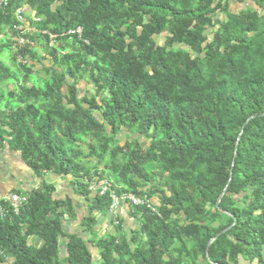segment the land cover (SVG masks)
Instances as JSON below:
<instances>
[{
    "label": "trees",
    "instance_id": "16d2710c",
    "mask_svg": "<svg viewBox=\"0 0 264 264\" xmlns=\"http://www.w3.org/2000/svg\"><path fill=\"white\" fill-rule=\"evenodd\" d=\"M232 1L257 10L233 14ZM23 4L40 19L43 80L35 49L21 51L29 67L12 51ZM2 27L11 38L0 55L11 52L19 73L0 61V146L39 183L0 220V264H264V0H11ZM78 27L80 37L67 35ZM81 79L94 97H77ZM121 135L133 139L119 146ZM86 159L107 160L99 170ZM46 174L68 178L84 204L80 233L67 231L73 202L54 197ZM94 177L155 200L158 216L126 205L138 223L130 239L119 220L97 238L110 197L89 193Z\"/></svg>",
    "mask_w": 264,
    "mask_h": 264
},
{
    "label": "rangeland",
    "instance_id": "374dc122",
    "mask_svg": "<svg viewBox=\"0 0 264 264\" xmlns=\"http://www.w3.org/2000/svg\"><path fill=\"white\" fill-rule=\"evenodd\" d=\"M22 7H26L24 4L22 5ZM246 9H254L257 10V8L255 7V5L252 2H246L245 4H238L234 1H232L230 3V7H229V11L233 14L238 13L241 10H246ZM25 15L26 17H30V13L29 11H25ZM219 19H222V16H219ZM211 30H208L206 32V35L208 36V39L211 38ZM11 38L10 36V32L8 30V28L6 27H2L0 28V41L1 40H9ZM165 40V35H161V36H157L154 38L155 43L158 46H163L164 45V41ZM33 42V49L36 50L37 54L40 55V57H42L44 60L41 61H36L35 63H33V67L32 68V72L34 75H36L38 77L39 80H43L45 79V73H44V69H48L49 68V57L48 55L44 52L43 50V46H44V41L43 39H41L40 37L37 36V33L32 37ZM63 44L58 43L56 41H53L51 43V45L49 47H55V48H59L61 47ZM175 51L177 50H184L186 51V47L183 45H178L175 46L173 48ZM0 61H2L4 64L8 65L12 71L19 73V68L17 67L16 63L13 61L12 59V54L11 52L5 51L0 55ZM79 75H83L82 72L79 73ZM4 88L6 89V91H10L12 88V85L10 84H5ZM83 95H86L87 98H92L94 97V92L92 90L91 85H89L87 82L83 81L82 79L79 81L78 83V93H77V97L81 98L83 97ZM96 116V115H95ZM133 137L129 138L126 135H121L118 139H117V145L119 146H123V144L127 141H132ZM141 141V140H140ZM141 143L143 144L144 142L141 141ZM83 153L86 154V150H84L82 148ZM0 160H1V155H0ZM107 160V159H106ZM106 160L103 162V164H99L98 161L96 160H82V164L84 165L85 168H89V167H97L99 168V170H103L104 169V164L106 163ZM1 163V161H0ZM2 163L0 164V167H3L2 170L7 171V173L3 174L0 172V182L2 183H7V182H12L14 183V187H12L11 191L12 192H16V191H22L20 193H23L22 189H19L17 187V185L21 186L22 188L25 187V189L27 188V190H30L32 188H35L38 186L39 181L37 179H35L34 177L30 178L29 175H31L30 171H26L24 170V167L21 165L20 167L16 166V163H11V161L9 162V165H7V170H6V165L5 166H1ZM45 181L49 184H51L55 191H54V197L56 199H60L63 200L65 197H69L74 205V210H75V218L73 221H70L66 224L67 227V231L71 232V233H80L81 229H80V223L82 221V218L86 215V211L84 208V204L78 199V197H76L70 190V185H69V179L68 178H58L52 174H46L44 177ZM26 193V192H24ZM155 202V200H153ZM152 201V202H153ZM127 212L128 210L125 209H121L120 211L117 212L118 214V220L121 221V235H123L124 237H126V239H130L131 234L130 231L137 229L138 227V223L133 220L128 218L127 216ZM174 219L176 217H173ZM97 225L95 226V231H96V237L100 238V237H105L106 235H112L115 232V229L110 225V220L109 217H103V216H99L97 219ZM28 243L32 246H39L40 242L38 240H29ZM62 248H63V243L61 244ZM91 254H92V258L94 263L98 262V254L97 251L94 249H90Z\"/></svg>",
    "mask_w": 264,
    "mask_h": 264
},
{
    "label": "built area",
    "instance_id": "2783aa9c",
    "mask_svg": "<svg viewBox=\"0 0 264 264\" xmlns=\"http://www.w3.org/2000/svg\"><path fill=\"white\" fill-rule=\"evenodd\" d=\"M11 0H0V12H4ZM13 22L11 25V31L14 33L12 38V51L14 52L15 61L18 65L29 67L30 62L27 56L21 54L24 48H32L33 42L30 40L36 33L38 34L35 26L39 24L40 19L35 16L34 13L28 18L25 15L22 6L16 8L13 13ZM81 28L78 27L74 31H69L67 35H77L80 37ZM41 34H46L48 40L51 43L54 36L48 35L45 32ZM111 186L105 179H99L94 177L89 182H87V190L91 195L103 196L109 194L110 205L107 210V217H109L110 222L114 225H118V210L122 205H131L133 207H144L149 210L152 214L158 216V212L154 207L152 201L146 196H136L132 193H121L116 194L112 191ZM27 197L26 195L17 193H8L0 197V220L4 221L9 215L17 216L21 209L26 205ZM0 256L3 259L6 257L0 252Z\"/></svg>",
    "mask_w": 264,
    "mask_h": 264
},
{
    "label": "crops",
    "instance_id": "0c3cea01",
    "mask_svg": "<svg viewBox=\"0 0 264 264\" xmlns=\"http://www.w3.org/2000/svg\"><path fill=\"white\" fill-rule=\"evenodd\" d=\"M24 9V12L25 11H29L26 7H24L23 8ZM29 13L32 15V13L33 12H30L29 11ZM30 15V16H31ZM0 155H1V163H2V165L3 166H5L6 165V170L8 169L7 168V165H9V162L11 161V163H16V166L17 167H20L21 165L24 167V170H26V171H28V169L22 164V162L20 161V157H19V155L17 154V153H14V152H10V151H8L7 150V148H6V146H0ZM0 163V164H1ZM1 165V166H2ZM2 168L3 167H0V172L1 173H3V174H5V173H7V171H4V170H2ZM31 173V172H30ZM30 176V178H32V174L31 175H29ZM33 179V178H32ZM12 187H14V183H12V182H7V183H2V182H0V197H2V196H4V195H6V194H8V193H15V192H12L11 191V189H12ZM17 187L19 188V189H24L23 190V193L24 192H28L29 190H27V188L25 189V187L24 188H22L21 186H19V185H17ZM36 188V187H35ZM32 189H34V188H32ZM31 190V189H30ZM20 192H22V191H20ZM18 194V193H17ZM22 194V193H21ZM22 195H24V194H22ZM121 209H125V210H128L127 209V206L126 205H122L120 208H119V210L118 211H120ZM36 241V240H35Z\"/></svg>",
    "mask_w": 264,
    "mask_h": 264
},
{
    "label": "water",
    "instance_id": "95a60500",
    "mask_svg": "<svg viewBox=\"0 0 264 264\" xmlns=\"http://www.w3.org/2000/svg\"><path fill=\"white\" fill-rule=\"evenodd\" d=\"M227 230H228V229L222 231L220 234L226 232ZM218 236H219V235H217L216 237H214V239H216ZM214 239H212V240L208 243L207 248H208V246L210 245V243H211Z\"/></svg>",
    "mask_w": 264,
    "mask_h": 264
}]
</instances>
